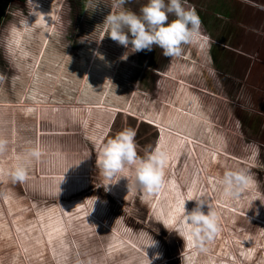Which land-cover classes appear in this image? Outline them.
I'll return each instance as SVG.
<instances>
[{"label": "rangeland", "instance_id": "1", "mask_svg": "<svg viewBox=\"0 0 264 264\" xmlns=\"http://www.w3.org/2000/svg\"><path fill=\"white\" fill-rule=\"evenodd\" d=\"M36 3L44 19L27 16L26 0H0V264H171L179 251V264H264V0H188L201 29L180 59L112 40V0ZM126 127L138 155L148 144L168 153L152 196L130 170L107 191L98 176L99 145ZM31 148L39 159L13 182ZM227 168L251 176L239 199L217 183ZM193 195L217 212L203 252L179 236Z\"/></svg>", "mask_w": 264, "mask_h": 264}, {"label": "clouds", "instance_id": "2", "mask_svg": "<svg viewBox=\"0 0 264 264\" xmlns=\"http://www.w3.org/2000/svg\"><path fill=\"white\" fill-rule=\"evenodd\" d=\"M26 2L29 15L39 14L44 19L43 14L36 11V0ZM100 2L101 0H85L86 7L91 10ZM129 2L130 0H112L110 7L117 10H111L104 17L102 24L112 40L125 48L130 45L129 51H151L152 47L156 46L161 49V55L164 57L180 59L184 57V46L193 43L200 36L201 21L195 9L188 5V0H145L138 11L125 8L124 5ZM169 16L174 18L170 20ZM30 26L24 17L23 27ZM135 136V129L126 127L99 145L95 164L98 176L109 181L103 184L105 191L108 190V184L115 183L122 177L126 178L123 175L126 169L133 173V186L147 196H152L161 189L169 159L168 153L161 146L148 144L143 148L144 154L138 155ZM256 152L258 153L257 146ZM40 155L39 148L27 150L25 155L19 158L21 162L10 172L12 181L24 182L27 178L26 162L29 158L39 159ZM250 182L248 171L231 168L225 169L217 180L223 196L228 199H239ZM186 200L195 202L191 210H186ZM186 200L182 202L181 214L177 220L179 236L191 247L201 252L206 251V244L214 240L219 231L217 212L210 200L202 195H193ZM205 207L206 212L203 211ZM132 211L138 210L132 206L130 214ZM144 223L146 227L149 226L147 221ZM141 232L146 238L144 247L157 245L158 242L147 231ZM158 258L159 254H153V260ZM148 261L151 264L149 259Z\"/></svg>", "mask_w": 264, "mask_h": 264}, {"label": "flooded vegetation", "instance_id": "3", "mask_svg": "<svg viewBox=\"0 0 264 264\" xmlns=\"http://www.w3.org/2000/svg\"><path fill=\"white\" fill-rule=\"evenodd\" d=\"M170 248L173 250V252H174V249H175V253H176V251H177L176 247L170 246ZM180 255H181V251L177 252V254L174 255L171 259L168 258L167 259V262L170 260L171 261V264H179V261H177V260H178V258H179Z\"/></svg>", "mask_w": 264, "mask_h": 264}, {"label": "trees", "instance_id": "4", "mask_svg": "<svg viewBox=\"0 0 264 264\" xmlns=\"http://www.w3.org/2000/svg\"><path fill=\"white\" fill-rule=\"evenodd\" d=\"M64 7V5H61V9ZM29 15V13L27 14V16ZM105 193V192H104ZM104 195V197H106V198H108V199H110V198H112V196L111 195H107V194H103ZM115 202H117V205H119L118 203V201L116 200Z\"/></svg>", "mask_w": 264, "mask_h": 264}]
</instances>
